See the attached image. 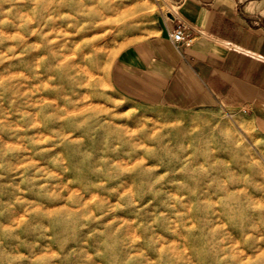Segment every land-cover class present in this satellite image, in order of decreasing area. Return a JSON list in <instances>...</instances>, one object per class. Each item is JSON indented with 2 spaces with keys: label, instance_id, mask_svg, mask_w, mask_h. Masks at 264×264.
I'll use <instances>...</instances> for the list:
<instances>
[{
  "label": "rangeland",
  "instance_id": "rangeland-1",
  "mask_svg": "<svg viewBox=\"0 0 264 264\" xmlns=\"http://www.w3.org/2000/svg\"><path fill=\"white\" fill-rule=\"evenodd\" d=\"M167 8L0 0V264H264L244 116L110 96L112 57Z\"/></svg>",
  "mask_w": 264,
  "mask_h": 264
},
{
  "label": "crops",
  "instance_id": "crops-1",
  "mask_svg": "<svg viewBox=\"0 0 264 264\" xmlns=\"http://www.w3.org/2000/svg\"><path fill=\"white\" fill-rule=\"evenodd\" d=\"M159 1L166 17L112 57L111 98L147 112L221 108L264 140V0ZM178 24L189 45L168 37Z\"/></svg>",
  "mask_w": 264,
  "mask_h": 264
},
{
  "label": "built area",
  "instance_id": "built-area-1",
  "mask_svg": "<svg viewBox=\"0 0 264 264\" xmlns=\"http://www.w3.org/2000/svg\"><path fill=\"white\" fill-rule=\"evenodd\" d=\"M167 34L174 43H182L184 45H189L191 43L190 33L185 30L183 24H178L172 30H169Z\"/></svg>",
  "mask_w": 264,
  "mask_h": 264
},
{
  "label": "bare ground",
  "instance_id": "bare-ground-1",
  "mask_svg": "<svg viewBox=\"0 0 264 264\" xmlns=\"http://www.w3.org/2000/svg\"><path fill=\"white\" fill-rule=\"evenodd\" d=\"M61 55H62V53H61Z\"/></svg>",
  "mask_w": 264,
  "mask_h": 264
}]
</instances>
